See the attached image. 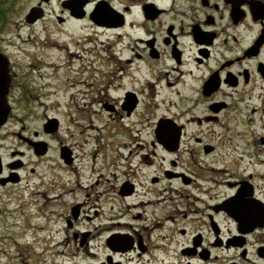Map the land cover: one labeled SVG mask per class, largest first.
Segmentation results:
<instances>
[{
    "label": "flooded vegetation",
    "instance_id": "af4514ba",
    "mask_svg": "<svg viewBox=\"0 0 264 264\" xmlns=\"http://www.w3.org/2000/svg\"><path fill=\"white\" fill-rule=\"evenodd\" d=\"M17 17L98 69L87 175L49 119L11 124L37 98L3 46ZM0 55V264H264V0H0Z\"/></svg>",
    "mask_w": 264,
    "mask_h": 264
},
{
    "label": "rangeland",
    "instance_id": "374dc122",
    "mask_svg": "<svg viewBox=\"0 0 264 264\" xmlns=\"http://www.w3.org/2000/svg\"><path fill=\"white\" fill-rule=\"evenodd\" d=\"M6 23L1 34L4 49L8 50L13 60L24 62L21 67L28 75L33 95L37 97L30 101L31 106L27 110L16 107L11 124L36 129L45 122V118L55 119L57 139L71 146L76 157L74 168L81 175H87L92 162L90 156L97 151L95 144L100 140V132L92 129H102L101 121L105 119L97 104L87 106L97 85L92 79L96 66L86 63L84 59L71 60L67 51L48 50L45 53L41 48H36L32 41L28 43L27 37L33 33L22 27L19 17L12 24ZM34 31L39 32V26ZM71 31V26L57 28L55 33L58 38H54L64 44L70 38ZM32 60L35 63L28 64ZM21 108L25 111L24 115L20 114ZM49 156L45 165L38 170L43 175L50 173L48 165L56 155L51 152ZM96 161L95 169L98 170L102 160Z\"/></svg>",
    "mask_w": 264,
    "mask_h": 264
},
{
    "label": "water",
    "instance_id": "95a60500",
    "mask_svg": "<svg viewBox=\"0 0 264 264\" xmlns=\"http://www.w3.org/2000/svg\"><path fill=\"white\" fill-rule=\"evenodd\" d=\"M31 19H36V13L32 11L29 15ZM0 62H3V64L0 65V87L3 88V91H0V95L2 96V99L0 98V126L6 122L7 116L9 114V107L6 105L4 101V94L7 89V85L9 84L10 77L7 75V62L4 57L0 55ZM3 71V73L1 72ZM46 127L48 128V131H54L57 128V121L55 119H51L46 123ZM43 153V152H41ZM63 157H66V154H63Z\"/></svg>",
    "mask_w": 264,
    "mask_h": 264
}]
</instances>
